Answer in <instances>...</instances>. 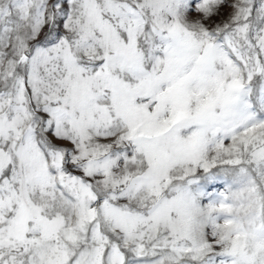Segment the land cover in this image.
<instances>
[{
    "label": "snow or ice",
    "instance_id": "1",
    "mask_svg": "<svg viewBox=\"0 0 264 264\" xmlns=\"http://www.w3.org/2000/svg\"><path fill=\"white\" fill-rule=\"evenodd\" d=\"M0 264H264V0H0Z\"/></svg>",
    "mask_w": 264,
    "mask_h": 264
}]
</instances>
